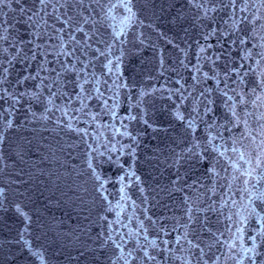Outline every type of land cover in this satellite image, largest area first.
<instances>
[{"label":"snow or ice","instance_id":"obj_1","mask_svg":"<svg viewBox=\"0 0 264 264\" xmlns=\"http://www.w3.org/2000/svg\"><path fill=\"white\" fill-rule=\"evenodd\" d=\"M187 6L196 9L192 23L200 22L203 43L194 40L195 63L188 49H180L184 58L177 63L188 76L172 68L178 87L167 88V95L161 96L170 102L172 120L183 129L179 143L185 145L174 157V178L156 185V195L166 193L173 204L176 193L182 194L177 207L170 209L172 217L153 212L160 201L152 204L145 193L156 189L138 169L141 141L133 122L153 126L149 106L155 101L146 98L157 89L147 91L126 77L123 68L127 44L133 43L130 29L143 25L136 0H0V144L8 143L7 133L15 126L9 117L21 112L25 119L50 121L66 135L78 137L79 143L69 146L84 147L86 168L77 176L86 177L85 192L91 182L94 195L88 203L97 210V238L112 249L111 264H221L222 259L223 264H264V0H188ZM21 24L23 35L17 28ZM143 36L140 32L135 37L140 44ZM167 43L179 48L172 40ZM159 63L166 70L162 53ZM224 133L230 136L231 152L248 165L231 162L230 177L217 170L228 172L220 157L231 161ZM257 136L255 149L241 150L247 148L242 139L255 144ZM217 140L222 143L217 145ZM105 155L107 160L98 163L97 156ZM201 158L210 183L194 189L185 179L188 173L181 175L180 160L200 163ZM103 163L117 166L114 180L98 171ZM241 178L243 187L234 188ZM108 185H119L115 204ZM0 197L7 201L5 188H0ZM129 205L132 213L126 215ZM15 209L23 225L17 243L27 249L25 264H49L46 250L26 238L31 216L20 204ZM252 221L255 226L250 227ZM117 226L128 230L118 231ZM225 232L228 239L221 240ZM224 247L226 253L220 251Z\"/></svg>","mask_w":264,"mask_h":264},{"label":"water","instance_id":"obj_2","mask_svg":"<svg viewBox=\"0 0 264 264\" xmlns=\"http://www.w3.org/2000/svg\"><path fill=\"white\" fill-rule=\"evenodd\" d=\"M251 2H254V0H250V3ZM250 124H251V126L253 128L256 127L255 123L252 122L251 118H250ZM224 135H225V139L227 140V144H225V147H227L229 149V151L227 153V156L228 157H231V161L227 160L225 157H220L219 158L220 159V163L222 165H224L225 167L228 168V172L227 173H224L222 171V169H220V168H218L217 170L218 171H221V175L222 176L227 175V176L230 177L232 175V173H233V169L230 167V163L231 162H238V164L242 168H247L248 165L245 164L243 160H239L237 154H234V153L231 152V150H230V147H231V139H230V136H229L228 133H224ZM236 135L238 136L239 135V132H237ZM259 141H260V137L259 136H257L255 144H253L250 140H248L246 138L245 139H242L241 140V143L243 145L247 146V148H242L241 150L242 151H251L252 149H255L256 148V145L259 144ZM221 143L222 142L220 140H217L216 141V144L217 145H220ZM238 147H239V145H238ZM221 150H223V149H221ZM213 155H215V153ZM204 163H206V161L203 158H201L200 163H197L196 160H195L194 167H193V172H192V177H191V181H190V185H192L194 189H199L200 183H206V184L210 183V181H208V179H207V176H205L203 174V171L204 170H203L202 165ZM236 174L239 175V173H236ZM242 179L243 178H241L240 181H237L235 183L234 188H242L243 187ZM221 182L223 183L225 181H221ZM253 183H254V181H253ZM200 191H203V189H200ZM209 195H211V193H209ZM234 198L239 201L241 199V196L240 195H236V196H234ZM217 199H218V197H217ZM217 207H219L218 204H217ZM233 211H235V209H233ZM225 212H227V209H225ZM200 215L203 216V213H200ZM209 215L211 216V219H212L213 223H215L216 217L214 215H212L211 213H209ZM223 219H224L223 217H220V220L221 221H223ZM219 226L221 227V230L223 231V225L221 224ZM252 226H255V221H252L251 222L250 227H252ZM181 231H183V230L181 229ZM233 231H235L234 228H233ZM250 234L254 235L255 233H251L250 232ZM228 235L229 234L227 232H225V235L223 237H221V240L228 239ZM247 246H251L250 240L247 241ZM261 250L264 251V249H261ZM214 251H215V249H214ZM220 251L226 253L227 252V248L226 247L221 248ZM216 254L217 255H220V252H217ZM177 255H180V253H177ZM177 264H179V262H177ZM221 264H223V259L221 261ZM228 264H233V262L231 260H229L228 261Z\"/></svg>","mask_w":264,"mask_h":264}]
</instances>
